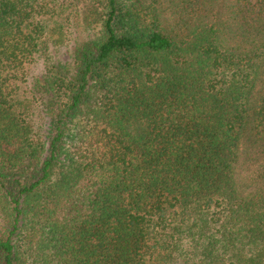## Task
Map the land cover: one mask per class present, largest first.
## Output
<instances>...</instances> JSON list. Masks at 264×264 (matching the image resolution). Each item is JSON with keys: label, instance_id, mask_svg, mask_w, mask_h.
<instances>
[{"label": "trees", "instance_id": "16d2710c", "mask_svg": "<svg viewBox=\"0 0 264 264\" xmlns=\"http://www.w3.org/2000/svg\"><path fill=\"white\" fill-rule=\"evenodd\" d=\"M0 264H264V0H0Z\"/></svg>", "mask_w": 264, "mask_h": 264}, {"label": "rangeland", "instance_id": "374dc122", "mask_svg": "<svg viewBox=\"0 0 264 264\" xmlns=\"http://www.w3.org/2000/svg\"><path fill=\"white\" fill-rule=\"evenodd\" d=\"M65 33H66V36L64 38V41L66 43L82 42L87 37V32L85 31V29H84L83 25L81 24V22H76L73 25V28L72 29H68ZM64 47L65 46H63L62 48H64ZM63 52H64V49L62 50V53ZM40 71H41L40 67H37L35 69L34 74L37 75Z\"/></svg>", "mask_w": 264, "mask_h": 264}]
</instances>
